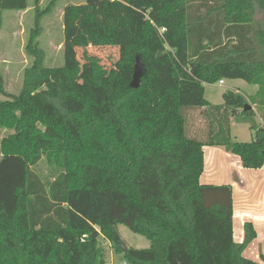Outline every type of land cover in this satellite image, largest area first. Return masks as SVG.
Returning <instances> with one entry per match:
<instances>
[{
    "label": "trees",
    "instance_id": "16d2710c",
    "mask_svg": "<svg viewBox=\"0 0 264 264\" xmlns=\"http://www.w3.org/2000/svg\"><path fill=\"white\" fill-rule=\"evenodd\" d=\"M59 1L33 0L32 62L17 95L0 75V130L10 132L0 139V264H106L99 238L126 264H258L242 256L255 238L250 223L233 241L231 187L199 183L205 143L189 137L185 113L208 108L220 122L264 106V0H81L131 12L118 25L115 82L92 92L70 91L67 67L44 65L37 39ZM27 8L0 0V29L3 12ZM137 58L144 73L134 89ZM225 80L257 91H225L222 112L204 85ZM223 121L209 145L261 168L264 125L240 143ZM42 158L57 171L47 186L31 170ZM119 225L149 247L123 252Z\"/></svg>",
    "mask_w": 264,
    "mask_h": 264
},
{
    "label": "rangeland",
    "instance_id": "374dc122",
    "mask_svg": "<svg viewBox=\"0 0 264 264\" xmlns=\"http://www.w3.org/2000/svg\"><path fill=\"white\" fill-rule=\"evenodd\" d=\"M51 0H40L44 8ZM28 8L22 12H3V25L0 29V75L4 89L10 95H17L23 82V73L32 62L26 54L25 46L29 33L34 26L33 0H27ZM131 12L124 5L105 9L86 8L81 0H60L49 15L41 22V35L37 39L39 48L44 52L46 67L65 66L68 69V88L72 92L99 91L104 86L115 82L117 73L118 25L130 19ZM234 83L228 80L224 84L205 85V100L211 105L223 103L222 94L230 90ZM240 94L250 97L256 88L243 81H237ZM254 118L231 116L230 111L221 115L228 118V135L232 141L248 143L251 138L250 126L259 120L264 123V107H255ZM220 116L214 110L211 111ZM207 112L185 113L187 133L202 131L205 140L216 132L217 119L208 117ZM217 117V118H218ZM225 117V118H222ZM195 128L197 130H195ZM203 129V130H202ZM10 132L0 130V139ZM195 135V134H194ZM199 135V133H198ZM197 135V136H198ZM252 139V138H251ZM31 170L48 185L56 177L57 171L42 158ZM119 240L127 249L143 250L149 247L144 237L130 232L126 227L117 226ZM99 245L105 250L106 264H126L122 255L113 252L103 238Z\"/></svg>",
    "mask_w": 264,
    "mask_h": 264
},
{
    "label": "crops",
    "instance_id": "0c3cea01",
    "mask_svg": "<svg viewBox=\"0 0 264 264\" xmlns=\"http://www.w3.org/2000/svg\"><path fill=\"white\" fill-rule=\"evenodd\" d=\"M237 81L240 80L230 81L234 83L230 90L240 94L239 88L236 86ZM218 84L220 85V82H218ZM221 84L223 85L224 81H222ZM256 91L257 87L254 89L251 96H253ZM222 105L223 103L214 106H220L223 112L224 107ZM250 107L254 113L251 118H254L257 113L255 107L260 106L251 105ZM196 111H205L207 112V116L211 117V111H209L208 108L195 109L188 112L195 113ZM222 112H220V114ZM260 117L261 116H259L257 122H253L255 125H259V121H261ZM195 130L197 129L195 128ZM200 132L202 131L197 130L195 133L188 134L189 137H197L205 143L202 149L203 172L199 178V183L201 185H227L231 187L233 241L237 244L242 243L244 239L243 225L245 223H250L255 232V238L244 249L242 256L247 260L262 264L264 258V164L259 169L243 168L238 156L225 152L221 147L209 145L210 142L205 140L204 135ZM252 137L253 132L251 131V138ZM251 138L250 141L252 140ZM250 141H248V143ZM243 143L247 142L243 141Z\"/></svg>",
    "mask_w": 264,
    "mask_h": 264
},
{
    "label": "water",
    "instance_id": "95a60500",
    "mask_svg": "<svg viewBox=\"0 0 264 264\" xmlns=\"http://www.w3.org/2000/svg\"><path fill=\"white\" fill-rule=\"evenodd\" d=\"M144 70L142 68V65L139 61V59H136V63L134 66V72H133V76H132V81L130 83V87L137 89L139 86V79L140 77L143 75ZM251 108L250 106L246 107V109ZM119 245L122 247V251L124 252L127 248H125L121 242H119Z\"/></svg>",
    "mask_w": 264,
    "mask_h": 264
},
{
    "label": "built area",
    "instance_id": "2783aa9c",
    "mask_svg": "<svg viewBox=\"0 0 264 264\" xmlns=\"http://www.w3.org/2000/svg\"><path fill=\"white\" fill-rule=\"evenodd\" d=\"M222 83V81H220V84ZM264 125V123H262Z\"/></svg>",
    "mask_w": 264,
    "mask_h": 264
}]
</instances>
